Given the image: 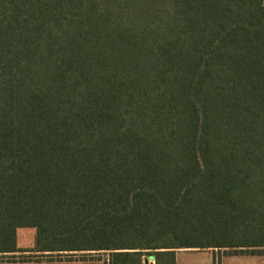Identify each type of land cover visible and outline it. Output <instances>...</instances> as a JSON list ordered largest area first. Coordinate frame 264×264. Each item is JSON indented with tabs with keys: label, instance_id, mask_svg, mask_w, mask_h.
Masks as SVG:
<instances>
[{
	"label": "trees",
	"instance_id": "trees-1",
	"mask_svg": "<svg viewBox=\"0 0 264 264\" xmlns=\"http://www.w3.org/2000/svg\"><path fill=\"white\" fill-rule=\"evenodd\" d=\"M30 227L264 254V0H0V254Z\"/></svg>",
	"mask_w": 264,
	"mask_h": 264
},
{
	"label": "rangeland",
	"instance_id": "rangeland-1",
	"mask_svg": "<svg viewBox=\"0 0 264 264\" xmlns=\"http://www.w3.org/2000/svg\"><path fill=\"white\" fill-rule=\"evenodd\" d=\"M37 229L19 228L16 235L17 247L25 252L0 254V264H108V252H35ZM113 244L86 236L82 241L69 243L70 247H90L94 244ZM145 264H155V260L144 256ZM176 264H264V254L256 257L226 255L224 250L180 249L176 252Z\"/></svg>",
	"mask_w": 264,
	"mask_h": 264
},
{
	"label": "crops",
	"instance_id": "crops-1",
	"mask_svg": "<svg viewBox=\"0 0 264 264\" xmlns=\"http://www.w3.org/2000/svg\"><path fill=\"white\" fill-rule=\"evenodd\" d=\"M244 256H247V257H256V255H239V257H244Z\"/></svg>",
	"mask_w": 264,
	"mask_h": 264
},
{
	"label": "built area",
	"instance_id": "built-area-1",
	"mask_svg": "<svg viewBox=\"0 0 264 264\" xmlns=\"http://www.w3.org/2000/svg\"><path fill=\"white\" fill-rule=\"evenodd\" d=\"M148 264H149V262H148Z\"/></svg>",
	"mask_w": 264,
	"mask_h": 264
}]
</instances>
